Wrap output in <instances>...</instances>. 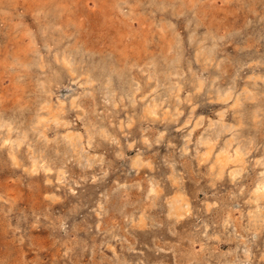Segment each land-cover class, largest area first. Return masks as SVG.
<instances>
[{
    "label": "rangeland",
    "instance_id": "1",
    "mask_svg": "<svg viewBox=\"0 0 264 264\" xmlns=\"http://www.w3.org/2000/svg\"><path fill=\"white\" fill-rule=\"evenodd\" d=\"M263 12L0 0V264H264Z\"/></svg>",
    "mask_w": 264,
    "mask_h": 264
},
{
    "label": "bare ground",
    "instance_id": "2",
    "mask_svg": "<svg viewBox=\"0 0 264 264\" xmlns=\"http://www.w3.org/2000/svg\"><path fill=\"white\" fill-rule=\"evenodd\" d=\"M143 4V3H142ZM54 6V5H53ZM62 9V8H61ZM252 11V10H251ZM73 13V12H72ZM84 13V12H83ZM264 13V12H263ZM68 14V13H67ZM60 15V14H59ZM264 15V14H263ZM42 16V15H41ZM54 17V16H53ZM259 17V16H258ZM146 18V17H145ZM54 19V18H53ZM212 23V22H211ZM16 34V33H15ZM248 35V34H247ZM16 36V35H15ZM257 38V37H256ZM16 39V38H15ZM134 40V39H133ZM261 43V42H260ZM242 48V47H241ZM14 49V48H13ZM246 49V48H245ZM244 49V50H245ZM63 50V49H62ZM251 54V53H250ZM109 55V54H108ZM197 56V55H196ZM254 56H255V53H254ZM111 57V56H110ZM240 58V57H239ZM253 58V57H252ZM257 58V57H256ZM19 59V58H18ZM252 60V59H251ZM250 60V61H251ZM248 61V60H247ZM257 61V60H256ZM79 62V61H78ZM251 62H253V61H251ZM250 62V63H251ZM12 63V62H11ZM242 63V62H241ZM240 63V64H241ZM126 64V63H125ZM256 65V64H255ZM258 65V64H257ZM262 65V64H261ZM212 69V68H211ZM239 69V68H238ZM145 70V69H144ZM230 71V70H229ZM239 72V71H238ZM154 73V72H153ZM236 73V72H235ZM231 74V73H230ZM237 74V73H236ZM237 76V75H236ZM239 76V75H238ZM203 79V78H202ZM206 80V79H205ZM158 81V80H157ZM156 81V82H157ZM254 81V80H253ZM93 82V81H92ZM198 82V81H197ZM199 83V82H198ZM212 83V82H211ZM251 83V82H250ZM254 83V82H253ZM134 85V84H133ZM182 85V84H181ZM199 85V84H198ZM131 86V85H130ZM120 87V86H119ZM132 87V86H131ZM136 87V86H135ZM175 87V86H174ZM179 88V87H178ZM178 88H175V89H177V92H178ZM196 88V87H195ZM200 88V87H199ZM95 89V88H94ZM118 89V88H117ZM125 89V88H124ZM139 89V88H138ZM231 89V88H230ZM242 89V88H241ZM96 90V89H95ZM108 90V89H107ZM111 90V89H110ZM116 90V89H115ZM137 90V89H136ZM181 90V89H180ZM199 90V89H198ZM227 91V90H226ZM106 92V91H105ZM134 92V91H133ZM176 92V93H177ZM84 93V92H83ZM114 93V92H113ZM212 94V93H211ZM216 94V93H215ZM248 94V93H247ZM105 95H107V94H105ZM110 95V94H109ZM179 95V94H178ZM111 96H112V94H111ZM110 96V97H111ZM161 96V95H160ZM168 96V95H167ZM249 96V94L247 95V97ZM253 96V95H252ZM121 97V96H120ZM176 97H178V96H176ZM218 97V96H217ZM221 97V96H220ZM108 98V97H107ZM130 98V97H129ZM57 99V98H56ZM109 99V98H108ZM128 99V98H127ZM225 99V98H224ZM112 100V99H111ZM156 100V99H155ZM114 102L116 101V100H113ZM63 102V101H62ZM72 103H73V99H72V101H71ZM109 102H112V101H109ZM148 102V101H147ZM61 103V102H60ZM116 103V102H115ZM146 103V102H145ZM74 104V103H73ZM76 104V103H75ZM144 104V103H143ZM126 105V104H125ZM157 105V104H156ZM160 105V104H159ZM177 107V106H176ZM232 107V106H231ZM234 107V106H233ZM145 108V107H144ZM163 108V107H162ZM62 109H63V107H62ZM82 109V108H81ZM107 109V108H106ZM165 109V108H164ZM254 109V108H253ZM118 110V109H117ZM178 110V109H177ZM223 110V109H222ZM164 111V110H163ZM176 111V110H175ZM225 111V110H224ZM131 112V111H130ZM253 112H254V110H253ZM150 113V112H149ZM148 113V114H149ZM177 113V112H176ZM59 114V113H58ZM155 114V113H154ZM159 114V113H158ZM82 115V114H81ZM190 115V114H189ZM166 116H168V115H166ZM173 116V115H172ZM176 117V116H175ZM240 117V116H239ZM153 118V117H152ZM158 118V117H157ZM200 118V117H199ZM161 119V118H160ZM236 120V119H235ZM96 121V120H95ZM106 121V120H105ZM176 121V120H175ZM102 122V121H101ZM122 122V121H121ZM213 122V121H212ZM62 123V122H61ZM94 123V122H93ZM111 123V122H110ZM105 124V123H104ZM131 124V123H130ZM167 124V123H166ZM93 125V124H92ZM91 125V126H92ZM194 125V124H193ZM215 125V124H214ZM220 125V124H219ZM233 125V124H232ZM241 125V124H240ZM226 126V125H225ZM102 127V126H101ZM101 127H100V129H101ZM9 128V127H8ZM94 128V127H93ZM108 128V127H107ZM193 128H194V126H193ZM224 128V127H223ZM226 128V127H225ZM10 129V128H9ZM92 129V128H91ZM109 129V128H108ZM119 129V128H118ZM102 130V129H101ZM103 130H104V128H103ZM110 130V129H109ZM145 130V129H144ZM225 131H226V129H225ZM106 133H110V132H107V131H105ZM161 132V131H160ZM163 132V131H162ZM232 133V132H231ZM62 135V134H61ZM103 136H104V134H102ZM107 135V134H106ZM109 135V134H108ZM70 136V135H69ZM111 136V135H110ZM113 136V135H112ZM74 137H75V135H74ZM102 137V136H101ZM114 137V136H113ZM155 137V136H154ZM161 137V136H160ZM206 137V136H205ZM68 138V137H67ZM71 138H72V136H71ZM71 138H70V140H71ZM78 138V137H77ZM91 138V137H90ZM112 138V137H111ZM144 138V137H143ZM142 138V139H143ZM79 139V138H78ZM96 139V138H95ZM213 139V138H212ZM237 139V138H236ZM5 140V139H4ZM20 140V139H19ZM74 140L76 141V139L74 138ZM91 140V139H90ZM113 140V139H112ZM115 140V139H114ZM120 140V139H119ZM145 140V139H144ZM157 140V139H156ZM204 140V139H203ZM207 140V139H206ZM229 140V139H228ZM13 141V140H12ZM22 141V140H21ZM116 141V140H115ZM149 141V140H148ZM147 141V142H148ZM208 141V140H207ZM235 141V140H234ZM233 141V142H234ZM74 142V141H73ZM77 142V141H76ZM75 142V144H77ZM91 142V141H90ZM90 142H89V144H90ZM157 142V141H156ZM101 143V142H100ZM160 143V142H159ZM207 143H209V141L207 142ZM207 143H205V144H207ZM3 144V143H2ZM18 144V143H17ZM72 144V143H71ZM99 144V143H98ZM128 144V143H127ZM142 144H144V143H142ZM237 144H240V143H237ZM78 145V144H77ZM91 145H94V144H91ZM101 146H103L102 144H100ZM104 145H106V144H104ZM120 145V144H119ZM129 145V144H128ZM131 145H133V144H131ZM130 145V146H131ZM145 145V144H144ZM149 145V144H148ZM95 146V145H94ZM208 146V145H207ZM238 146V145H237ZM75 147V146H74ZM210 147V146H209ZM18 148V147H17ZM89 148V147H88ZM107 148H108V144H107ZM106 148V149H107ZM109 148H111V147H109ZM184 148V147H183ZM246 148V147H245ZM105 149V148H104ZM214 149V148H213ZM212 149V150H213ZM247 149V148H246ZM226 150V149H225ZM3 151V150H2ZM58 151V150H57ZM79 151H80V149H79ZM147 151H148V149H147ZM152 151L153 150H151V152L150 153H152ZM209 151V150H208ZM64 152V151H63ZM204 152V151H203ZM206 152V151H205ZM217 152V151H216ZM219 152V151H218ZM80 153V152H79ZM117 153H119V152H117ZM104 154V153H103ZM111 154V153H110ZM138 154V153H137ZM200 154V153H199ZM224 154V153H223ZM226 154H227V152H226ZM78 155V154H77ZM76 155V156H77ZM96 155V154H95ZM136 155V154H135ZM229 155V154H228ZM94 156V155H93ZM101 156V155H100ZM99 156V157H100ZM138 156V155H137ZM156 156V155H155ZM204 156V155H203ZM217 156V155H216ZM82 157V156H81ZM98 157V156H97ZM102 157V156H101ZM117 157H119V156H117ZM121 157V156H120ZM71 158V157H70ZM150 158V157H149ZM16 159V158H15ZM93 159V158H92ZM134 159H136V157L134 158ZM141 159V158H140ZM145 159H146V157H145ZM205 159V158H204ZM33 160H34V158H33ZM99 160V159H98ZM108 160V159H107ZM136 160H138V159H136ZM150 160V159H149ZM152 160H153V158H152ZM155 161H156V159H154ZM153 160V161H154ZM166 160V159H165ZM243 160V159H242ZM245 160V159H244ZM88 161H90L89 160V158H88ZM130 161V160H129ZM83 162V161H82ZM100 162V161H99ZM98 162V163H99ZM134 162V161H133ZM147 162V161H146ZM242 162V161H241ZM78 163V162H77ZM91 162H88V164H90ZM153 163V162H152ZM157 163V162H156ZM156 163H155V165H156ZM172 163V162H171ZM211 163V162H210ZM44 164V163H43ZM103 164V163H102ZM137 164V163H136ZM164 164H166V163H164ZM153 165V164H152ZM152 165H150V166H152ZM245 165V164H244ZM84 166V165H83ZM82 166V167H83ZM91 166V165H90ZM140 166V165H139ZM146 166H149L148 165V163H147V165ZM211 166V165H210ZM223 166V165H222ZM246 166V165H245ZM122 167V166H121ZM132 167V166H131ZM133 167H134V165H133ZM172 167H173V165H172ZM165 168V167H164ZM170 168H171V166H170ZM100 169V168H99ZM132 169V168H131ZM174 169V168H173ZM217 169V168H216ZM181 170V169H180ZM34 171V170H33ZM138 171V170H137ZM136 171V172H137ZM145 171V170H144ZM159 171V170H158ZM166 171V170H165ZM170 171V170H169ZM172 171V173H173V170H171ZM182 171V170H181ZM197 171H200V170H197ZM221 171V170H220ZM232 171V170H231ZM37 172V171H36ZM113 172V171H112ZM163 172V171H162ZM119 173V172H118ZM118 173H116V174H118ZM169 173V172H168ZM181 173V172H180ZM114 174V173H113ZM178 174V173H177ZM218 174V173H217ZM235 174V173H234ZM136 175V174H135ZM170 175V174H169ZM174 175V174H173ZM173 175H171L170 177H172ZM182 175V174H181ZM199 175V174H198ZM175 176V175H174ZM173 176V177H174ZM233 176V175H232ZM128 177V176H127ZM130 177V176H129ZM164 177V176H163ZM180 178V177H179ZM60 179V178H59ZM152 179V178H151ZM181 179V178H180ZM113 180H115V179H113ZM183 180V179H182ZM263 180V179H262ZM152 181V180H151ZM153 182V181H152ZM183 182V181H182ZM154 183V182H153ZM159 183V182H158ZM156 184V183H155ZM154 184V185H155ZM176 184V183H175ZM174 184V185H175ZM178 184V183H177ZM126 185V184H125ZM131 185V184H130ZM159 185V184H158ZM161 185V184H160ZM259 185V184H258ZM114 186V185H113ZM157 186V185H156ZM261 186V189H264V183L263 184H261L260 185ZM151 187V186H150ZM154 187V186H153ZM158 187V186H157ZM134 189V188H133ZM160 189V188H159ZM76 190V189H75ZM114 191H116V190H114ZM156 191V190H155ZM73 192V191H72ZM153 192V191H152ZM154 193V192H153ZM56 196V195H55ZM158 196V195H157ZM174 196V195H173ZM145 198H147V197H145ZM153 199V198H152ZM191 199V198H190ZM258 199V198H257ZM154 200V199H153ZM186 200V199H185ZM174 202V201H173ZM172 202V203H173ZM175 203V202H174ZM174 203L172 204L173 206H174ZM159 204V203H158ZM187 204H188V202H187ZM150 205V204H149ZM154 205V204H153ZM176 205V204H175ZM183 205V204H182ZM190 205V204H189ZM208 205V204H207ZM178 206V205H177ZM184 206V205H183ZM175 207V206H174ZM144 208V207H143ZM103 209V208H102ZM157 209V208H156ZM161 210H163L162 208H160ZM137 210V209H136ZM153 210V209H152ZM142 211V210H141ZM159 211V210H158ZM189 211V210H188ZM149 212V211H148ZM174 212V211H173ZM152 213V212H151ZM177 214V213H176ZM181 215V214H180ZM45 216V215H44ZM184 216H186L185 215V213H184ZM160 217V216H159ZM168 217V216H167ZM187 218V217H186ZM147 219V218H146ZM143 220V219H142ZM154 220V219H153ZM24 221V220H23ZM109 221V220H108ZM61 223V222H60ZM140 223V222H139ZM168 223H169V221H168ZM181 223V222H180ZM144 224V223H143ZM139 225V224H138ZM175 225V224H174ZM136 226H137V223H136ZM147 228V227H146ZM145 228V229H146ZM180 228V227H179ZM140 229V228H139ZM158 229V228H157ZM176 229V228H175ZM143 230V229H142ZM177 230H178V228H177ZM143 232V231H142ZM92 233V232H91ZM145 233V232H144ZM144 236V235H143ZM163 236V235H162ZM153 237V236H152ZM158 238V237H157ZM163 240V239H162ZM237 241V240H236ZM248 243V242H247ZM140 245V244H139ZM246 245V244H245ZM244 245V246H245ZM135 246V245H134ZM149 246V245H148ZM110 247V246H109ZM238 247V246H237ZM239 248V247H238ZM237 248V249H238ZM135 250V249H134ZM151 251V250H150ZM141 252V251H140ZM152 252V251H151ZM155 252V251H154ZM160 252V251H159ZM248 253V252H247ZM124 254V253H123ZM127 254V253H126ZM154 254V253H153ZM144 255V254H143ZM146 255V254H145ZM148 255V254H147ZM152 255V254H151ZM156 255V254H155ZM140 256V255H139ZM150 256V255H149ZM163 256H165L164 254H163ZM126 257V256H125ZM161 257V256H160ZM166 257V256H165ZM140 258V257H139ZM145 258V257H144ZM123 259V258H122ZM127 259H129V258H127ZM135 259V257L133 258V260ZM130 260V259H129ZM139 260V259H138ZM119 261V260H118ZM131 261V260H130ZM141 261V260H140ZM218 261V260H217ZM172 262V261H171ZM219 262V261H218ZM132 263H133V261H132ZM131 263V264H132ZM136 264V263H135ZM140 264V263H139Z\"/></svg>",
    "mask_w": 264,
    "mask_h": 264
}]
</instances>
